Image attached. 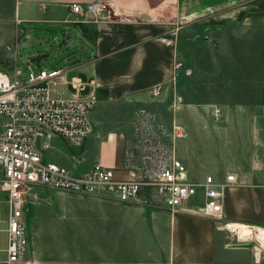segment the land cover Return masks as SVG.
<instances>
[{
    "label": "crops",
    "instance_id": "crops-1",
    "mask_svg": "<svg viewBox=\"0 0 264 264\" xmlns=\"http://www.w3.org/2000/svg\"><path fill=\"white\" fill-rule=\"evenodd\" d=\"M93 1L0 0V23L73 24L69 6ZM109 1L116 17L78 24L93 30L91 58L63 59L66 73L76 72L73 77L86 84L81 94L96 98L93 132L79 147L52 137L49 148L41 149L44 161L74 173L100 164L113 169L116 179L131 180L135 172L128 165L140 152L137 130L149 124L168 131L177 124L186 137L176 142L175 152L191 181L206 175L222 181L227 173L235 174L239 184L223 190L227 223L264 228V0H229L222 20L208 15L186 22L183 0ZM201 29L207 36L199 40ZM184 44L199 51L212 48L213 56L222 47L217 54L223 66H192L184 71L186 78L179 70L174 81L175 60L189 58ZM230 55L239 61V67L228 69L239 68V85L228 87ZM221 75L224 88L215 87ZM158 84L165 89L153 99L149 90ZM175 97L181 100L176 110L171 107ZM214 107L221 110L217 122ZM53 139L64 151L58 163L48 158ZM32 192L34 198L29 194L23 208L25 225L51 203L62 212V227L53 231L62 232L65 240L46 255L31 237L25 259L17 264H255L249 250L231 248L227 233L190 210L191 204L168 210L146 193L138 202L119 203L46 189ZM49 221H42L43 230Z\"/></svg>",
    "mask_w": 264,
    "mask_h": 264
},
{
    "label": "built area",
    "instance_id": "built-area-1",
    "mask_svg": "<svg viewBox=\"0 0 264 264\" xmlns=\"http://www.w3.org/2000/svg\"><path fill=\"white\" fill-rule=\"evenodd\" d=\"M116 6L109 0L74 3L69 12L74 24H98L117 16ZM182 64L175 60L176 81ZM86 84L79 78L67 79L63 69H39L9 75L0 72V196L4 198L8 214L6 220V248L0 264H17L25 259L29 241L23 208L26 197L34 188H46L75 193L119 203L138 202L142 194H149L154 202L168 210L190 206L198 215L213 219L217 228L230 234L231 248L249 250L255 264H264V228L227 223L223 211V190L239 184L235 174L227 173L222 181L206 175L201 181H191L186 166L175 152L176 142L186 137V130L173 124L170 130L144 124L148 131L136 139L140 146L129 167L135 172L131 180H118L113 169L95 164L89 170L74 173L57 164L46 162L42 150L57 136L69 145L79 147L93 132L90 119L95 109L93 93L82 95ZM70 88L69 93L65 89ZM165 87L158 84L149 90L151 98H159ZM173 109L181 107L174 99ZM215 122L221 110L214 107ZM154 127V128H153ZM140 134V135H139ZM42 146L38 147V142ZM234 226V228H232ZM245 232V236L239 232Z\"/></svg>",
    "mask_w": 264,
    "mask_h": 264
},
{
    "label": "rangeland",
    "instance_id": "rangeland-1",
    "mask_svg": "<svg viewBox=\"0 0 264 264\" xmlns=\"http://www.w3.org/2000/svg\"><path fill=\"white\" fill-rule=\"evenodd\" d=\"M227 1L229 0H183L184 3V13L185 22L187 20H199V18L206 17L208 15L214 16V20H222L221 17L224 13L227 14ZM211 7L210 9L208 7ZM205 13V14H204ZM207 14V15H206ZM219 22V21H214ZM202 24V23H201ZM199 25L201 28L206 29L210 23H203ZM201 29V31H204ZM220 30V29H217ZM93 30L88 26H80L78 24H42V25H20V24H9L8 22L0 23V72H3L12 77L15 71H19L22 74H26L29 70L36 72L39 69H64L68 70V64H66L63 59L69 58L70 60L78 59L79 61H85L91 58L89 52L91 51V45L89 34H92ZM29 35V38L27 37ZM207 36V33L202 32L198 39H202ZM218 39V38H216ZM214 43V41H213ZM184 47L189 53L187 62L181 61L182 76L186 69H190L192 66H210L215 63L218 66H223L224 60H222L220 54L221 48L216 50V55L213 56L210 48V52H206L204 49L200 51L193 45L189 46L184 44ZM181 58V57H180ZM214 59V60H213ZM239 67L238 59L234 57H227V83L231 81V84L227 86H238L239 79V68L235 70H228L230 67ZM220 74V73H219ZM76 72H70L67 74L68 78L76 76ZM222 76V75H221ZM186 78V75L182 76ZM217 81L215 87L224 88L223 76ZM199 88L197 89L200 91ZM154 111H152L153 113ZM154 128V127H153ZM141 137L148 131L146 127L141 128ZM139 134V135H140ZM55 139L52 143L55 146L53 152L49 153L48 158L55 160L57 157H61L64 153L61 147H57L55 144ZM66 145V144H65ZM65 147L64 145H62ZM57 162V160L53 161ZM76 173H78L76 171ZM189 177V176H188ZM191 180V178L189 177ZM36 189H46V188H36ZM48 190V192H60L55 190ZM33 196V192L30 193ZM44 205L40 208L41 216H36L35 219H26V231L29 241V247L31 244V237L35 240L36 245H38V250L42 254H49L54 252V248H59L63 245L65 240V235L62 232L53 231L55 227H62L60 225L62 212L58 206ZM197 202L191 204V206H196ZM7 206L4 203V198L0 196V259H3L5 254L3 253L6 248V220H7ZM34 215V214H33ZM51 219L50 223H47V229L43 230L42 221ZM57 218V219H56ZM36 219L38 220L36 222ZM56 219V220H55ZM57 220L59 222H57ZM230 239V244L232 245V239L230 234H226ZM62 248V247H61ZM52 249V250H49ZM60 249V248H59Z\"/></svg>",
    "mask_w": 264,
    "mask_h": 264
},
{
    "label": "bare ground",
    "instance_id": "bare-ground-1",
    "mask_svg": "<svg viewBox=\"0 0 264 264\" xmlns=\"http://www.w3.org/2000/svg\"><path fill=\"white\" fill-rule=\"evenodd\" d=\"M232 228H234V226H232ZM245 234H246L245 232H242V231L239 232V235L242 236V237H244Z\"/></svg>",
    "mask_w": 264,
    "mask_h": 264
},
{
    "label": "water",
    "instance_id": "water-1",
    "mask_svg": "<svg viewBox=\"0 0 264 264\" xmlns=\"http://www.w3.org/2000/svg\"><path fill=\"white\" fill-rule=\"evenodd\" d=\"M214 45H215V42H214Z\"/></svg>",
    "mask_w": 264,
    "mask_h": 264
}]
</instances>
